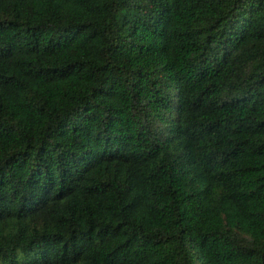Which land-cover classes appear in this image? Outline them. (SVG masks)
<instances>
[{
	"label": "trees",
	"instance_id": "trees-1",
	"mask_svg": "<svg viewBox=\"0 0 264 264\" xmlns=\"http://www.w3.org/2000/svg\"><path fill=\"white\" fill-rule=\"evenodd\" d=\"M0 264H264V0H0Z\"/></svg>",
	"mask_w": 264,
	"mask_h": 264
}]
</instances>
